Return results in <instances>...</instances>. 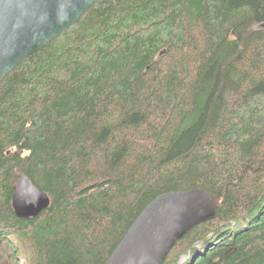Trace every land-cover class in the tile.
Returning <instances> with one entry per match:
<instances>
[{
    "label": "trees",
    "instance_id": "16d2710c",
    "mask_svg": "<svg viewBox=\"0 0 264 264\" xmlns=\"http://www.w3.org/2000/svg\"><path fill=\"white\" fill-rule=\"evenodd\" d=\"M195 189L216 216L163 264H264V0H98L0 84V264H105Z\"/></svg>",
    "mask_w": 264,
    "mask_h": 264
},
{
    "label": "water",
    "instance_id": "95a60500",
    "mask_svg": "<svg viewBox=\"0 0 264 264\" xmlns=\"http://www.w3.org/2000/svg\"><path fill=\"white\" fill-rule=\"evenodd\" d=\"M98 0H0V84L25 60L75 25ZM50 199L26 175L13 187L17 218L34 220ZM216 216L202 189L155 199L136 219L105 264H163L176 243Z\"/></svg>",
    "mask_w": 264,
    "mask_h": 264
},
{
    "label": "rangeland",
    "instance_id": "374dc122",
    "mask_svg": "<svg viewBox=\"0 0 264 264\" xmlns=\"http://www.w3.org/2000/svg\"><path fill=\"white\" fill-rule=\"evenodd\" d=\"M188 259L187 256H184L180 259V261L178 262V264H185L186 260Z\"/></svg>",
    "mask_w": 264,
    "mask_h": 264
}]
</instances>
